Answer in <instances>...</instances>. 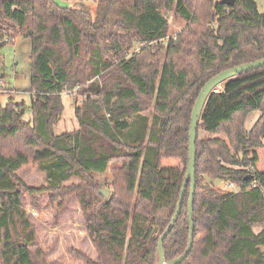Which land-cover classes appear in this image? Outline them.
<instances>
[{"label":"trees","instance_id":"obj_1","mask_svg":"<svg viewBox=\"0 0 264 264\" xmlns=\"http://www.w3.org/2000/svg\"><path fill=\"white\" fill-rule=\"evenodd\" d=\"M170 13L185 20L173 35ZM17 36L30 40L31 115L12 96L0 103V264H49L23 205L25 193L44 192L56 209L77 195L97 253L77 251L86 264H157L186 170L194 100L221 70L264 57V12L255 0H0V48ZM112 68L124 83L104 90L100 77ZM220 86L199 119L193 241L179 264H264V198L249 188L253 179L264 185V171L246 170L264 147V66ZM70 88L83 94L79 127L57 133ZM112 99L124 102L105 107ZM164 157L178 165L163 166ZM28 165L44 184L22 179ZM106 173L107 197L98 179ZM212 179L241 190L218 191ZM188 195L189 183L163 239L167 259L188 242Z\"/></svg>","mask_w":264,"mask_h":264},{"label":"rangeland","instance_id":"obj_2","mask_svg":"<svg viewBox=\"0 0 264 264\" xmlns=\"http://www.w3.org/2000/svg\"><path fill=\"white\" fill-rule=\"evenodd\" d=\"M71 1L74 0H69V3ZM86 1L89 2V0ZM255 1L258 10L264 12V0ZM93 16L95 17V15ZM184 25L185 20L183 18L170 13L168 35L175 34ZM29 50L30 40L21 36H17L12 42H8L0 48V80L3 82L0 88V103L5 105L9 96H12L15 101H23L25 105V118H29L31 115L29 109L31 101L29 92ZM100 81L104 90L118 82L124 83L122 77L113 68L102 74ZM217 90H221V87ZM79 92L80 90L71 88L62 92L63 112L59 121L54 126L55 132L76 130L79 127L74 115L75 105H81L83 102V94ZM120 102L124 101L112 99L111 104H106L105 107H115ZM254 119L255 112L249 116L250 124L253 123ZM256 151L259 159L255 168L259 171H264V147L257 148ZM178 162V159L174 158L161 159L163 166H176ZM20 176L29 185L38 186L44 184V174L33 165H28L22 169ZM98 179L102 187L110 189V173L100 175ZM73 181L79 183V179H74ZM56 204L57 202L51 200L47 192L36 196L34 200H32L28 193L24 194V208L35 225L39 242L46 250L49 264H86L77 251L96 259L97 253L86 233L84 218L77 195L71 194L64 198L58 209H56ZM32 211L35 214H32Z\"/></svg>","mask_w":264,"mask_h":264},{"label":"water","instance_id":"obj_3","mask_svg":"<svg viewBox=\"0 0 264 264\" xmlns=\"http://www.w3.org/2000/svg\"><path fill=\"white\" fill-rule=\"evenodd\" d=\"M95 1V0H93ZM228 4H232L233 0H223ZM264 66V57L255 59L249 62H242L240 64L231 66L227 69L221 70L217 74L210 77L199 89L198 94L194 100L191 113H190V120L188 126V158L186 162V170L178 198V202L175 208V212L168 222L167 226L163 230V232L159 235L157 240V264H179L188 254L190 251L192 241H193V200H194V191H195V177H196V139H197V132H198V124L199 119L208 99L209 95L213 91H218L216 88L221 87L220 84L227 79L234 78L238 74L255 69L258 67ZM189 183V195H188V225H189V234H188V242L186 248L180 254L172 257L171 259H167L164 246H163V239L170 231L172 226L174 225L178 214L180 212L181 203L184 197V193L186 191V186ZM99 191L107 197L109 195L110 189L106 187L99 188ZM157 229L155 228L154 231Z\"/></svg>","mask_w":264,"mask_h":264},{"label":"built area","instance_id":"obj_4","mask_svg":"<svg viewBox=\"0 0 264 264\" xmlns=\"http://www.w3.org/2000/svg\"><path fill=\"white\" fill-rule=\"evenodd\" d=\"M2 85H3V82H2V80H0V88H1ZM106 116L110 117L111 113L107 112ZM255 169H256L255 166H253L251 164L246 167L248 175H251V176H253V174L255 172ZM213 185H214L216 190L222 191V192H227V191L236 192V191H240L241 190L238 185H236L234 182L229 181V180L219 179L217 181V184H213ZM249 188H258V189H260L261 192H262L263 198H264V185H262V183L259 180L253 179L251 181L250 185H249ZM31 213L35 214L34 211H32Z\"/></svg>","mask_w":264,"mask_h":264},{"label":"crops","instance_id":"obj_5","mask_svg":"<svg viewBox=\"0 0 264 264\" xmlns=\"http://www.w3.org/2000/svg\"><path fill=\"white\" fill-rule=\"evenodd\" d=\"M59 4H61V5H70V4H72L74 1H71L70 3H69V0L68 1H64V0H56ZM94 8V7H93ZM120 80V79H119ZM165 158V157H164ZM175 159V158H174ZM219 179H212V180H210L211 182H213L214 184H217V181H218Z\"/></svg>","mask_w":264,"mask_h":264},{"label":"bare ground","instance_id":"obj_6","mask_svg":"<svg viewBox=\"0 0 264 264\" xmlns=\"http://www.w3.org/2000/svg\"><path fill=\"white\" fill-rule=\"evenodd\" d=\"M218 88H220V87H218ZM218 88H216V89H218Z\"/></svg>","mask_w":264,"mask_h":264}]
</instances>
